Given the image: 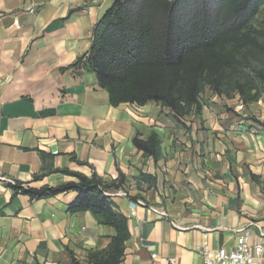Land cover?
<instances>
[{"label": "crops", "instance_id": "1", "mask_svg": "<svg viewBox=\"0 0 264 264\" xmlns=\"http://www.w3.org/2000/svg\"><path fill=\"white\" fill-rule=\"evenodd\" d=\"M113 2L0 0V175L41 188L78 180L56 169L106 181L123 173L128 195L112 199L131 236L119 264L151 253L200 264L205 245L233 248L235 229L264 225V128L248 117L263 120L264 109L235 113L218 100L180 123L155 101L113 105L87 61L77 64ZM152 132L157 158L133 142ZM142 173L156 183L138 184ZM77 196L32 198L0 180V264H91L90 251L106 248L116 230L90 210L71 212Z\"/></svg>", "mask_w": 264, "mask_h": 264}, {"label": "trees", "instance_id": "2", "mask_svg": "<svg viewBox=\"0 0 264 264\" xmlns=\"http://www.w3.org/2000/svg\"><path fill=\"white\" fill-rule=\"evenodd\" d=\"M262 13L264 0H114L77 64L87 61L113 105L155 101L180 123L192 112L201 115L207 88L218 97L236 90L249 107L264 94V24H256ZM133 142L146 155L160 154L156 132ZM56 171L78 180L41 188L18 181L7 185L32 198L77 191L70 211L90 210L116 230L106 248L90 251L91 264H119L131 236L128 218L105 192L125 188V175L106 181L96 173ZM146 180L156 183L146 173L138 178Z\"/></svg>", "mask_w": 264, "mask_h": 264}, {"label": "built area", "instance_id": "3", "mask_svg": "<svg viewBox=\"0 0 264 264\" xmlns=\"http://www.w3.org/2000/svg\"><path fill=\"white\" fill-rule=\"evenodd\" d=\"M0 180L7 183L15 184L16 181L11 178L0 175ZM105 194L109 197L127 196L128 193L123 189L107 191ZM139 204L148 207L153 212L160 214L162 217H168V212L155 205H150L142 200H138ZM172 224L180 229H184L175 220ZM236 233V245L233 248L221 246L211 253L209 246L203 248L204 256L200 264H264V225L257 221L249 223V225L239 227L234 230ZM256 237V238H255ZM198 250L201 249L199 245ZM134 264H177L170 259L166 263L158 260L157 253H151L150 260L142 261Z\"/></svg>", "mask_w": 264, "mask_h": 264}, {"label": "rangeland", "instance_id": "4", "mask_svg": "<svg viewBox=\"0 0 264 264\" xmlns=\"http://www.w3.org/2000/svg\"><path fill=\"white\" fill-rule=\"evenodd\" d=\"M257 25L264 24V13L260 15L258 20L256 21ZM225 96H216V93L214 91H211V89L207 88L202 95V99L204 100L205 105L209 103H213L214 101H223L221 103L223 107H225L228 110H233V112L237 113V110H243L245 111V107L243 103L241 102L240 94L235 90L230 92V96L227 94H224ZM255 103V104H254ZM254 103H251L249 106L255 107V105L260 106L262 109H264V94L260 97V99ZM249 107V108H251ZM256 108V107H255ZM236 109V110H235ZM252 113V112H251ZM253 114V113H252ZM250 119H252L253 123L256 125H260L264 128V119L259 120L255 114L248 116ZM138 184H144V181H139ZM136 183V185H138Z\"/></svg>", "mask_w": 264, "mask_h": 264}]
</instances>
